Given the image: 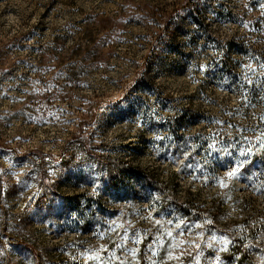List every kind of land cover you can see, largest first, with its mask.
<instances>
[{
    "label": "rangeland",
    "instance_id": "1",
    "mask_svg": "<svg viewBox=\"0 0 264 264\" xmlns=\"http://www.w3.org/2000/svg\"><path fill=\"white\" fill-rule=\"evenodd\" d=\"M262 142L264 0H0V220L46 261L264 264Z\"/></svg>",
    "mask_w": 264,
    "mask_h": 264
},
{
    "label": "trees",
    "instance_id": "2",
    "mask_svg": "<svg viewBox=\"0 0 264 264\" xmlns=\"http://www.w3.org/2000/svg\"><path fill=\"white\" fill-rule=\"evenodd\" d=\"M90 157L96 158L94 155H90ZM71 158L66 159L64 156L62 161L69 162L72 160ZM34 159L35 162L40 160L39 164L35 166L37 170L35 184L42 187L43 182L51 180V175L45 170L44 162L40 158L34 157ZM96 163L99 164V160H96ZM110 168L111 166H108V169ZM107 174L109 182H113V172L109 170ZM53 196H55L54 192L45 189L41 197L35 202L34 209L37 219L46 217L45 215L49 212L48 201H51ZM35 245L23 235L18 224L11 226L8 222L0 220V264H52L43 258ZM223 260L227 264H255L251 253H249L248 248L241 239L229 247L227 253L223 256ZM189 263L194 264L193 261H187V264Z\"/></svg>",
    "mask_w": 264,
    "mask_h": 264
},
{
    "label": "snow or ice",
    "instance_id": "3",
    "mask_svg": "<svg viewBox=\"0 0 264 264\" xmlns=\"http://www.w3.org/2000/svg\"><path fill=\"white\" fill-rule=\"evenodd\" d=\"M257 139L259 140V138H257ZM262 143H264V142H262ZM229 175L231 176V175H233V173L230 172ZM156 223L159 224L160 222L159 221H156ZM177 227H179V225ZM165 235H167L168 237H172L173 239H175V237H173V234H172L171 231L166 232ZM180 235L182 236L183 235V232H181ZM180 243L183 244L185 242L184 241H181ZM176 246H177L176 244H170L169 245V247L167 249L169 258L172 257V249L175 248ZM226 246H227V241H225V248H226ZM197 247H199V246L197 245ZM225 248H222L221 250H225ZM132 252H133V255H134L135 254V250L133 249ZM153 255H155V252H153ZM217 259H219V258H217ZM154 264H155V262H154Z\"/></svg>",
    "mask_w": 264,
    "mask_h": 264
}]
</instances>
